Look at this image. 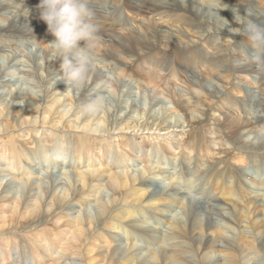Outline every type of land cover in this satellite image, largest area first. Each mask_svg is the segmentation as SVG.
I'll list each match as a JSON object with an SVG mask.
<instances>
[{
    "label": "bare ground",
    "instance_id": "obj_1",
    "mask_svg": "<svg viewBox=\"0 0 264 264\" xmlns=\"http://www.w3.org/2000/svg\"><path fill=\"white\" fill-rule=\"evenodd\" d=\"M9 1L25 9L19 20L40 17V0ZM163 1L88 4L95 22L109 23L116 33L99 29L92 46L97 63L79 97L64 82L54 83L61 61L47 45L54 40L47 28L18 26V16L0 6V53L6 73L17 76L0 77V89L8 90L0 94V189L7 184L0 194V264H264V113L239 99L251 96L252 106L259 94L236 83L251 78L232 55L245 54L244 24L264 25V13L251 18V0H175L172 9ZM117 5L134 13L140 7L145 20L152 15L161 25L191 31L201 46L182 31L156 30L145 20L135 32L113 12ZM216 10L223 19H204ZM228 18L243 24L238 40L234 29L222 28ZM31 47L43 57L26 56ZM103 48L131 63L100 55ZM170 54L187 73L172 66ZM177 83L186 89L175 92ZM131 85L145 106L132 104L138 93ZM107 91L118 98L115 117ZM251 133L258 138L249 145ZM202 169L210 173L199 174ZM46 176L57 179L52 188L45 187ZM159 184L163 191L153 192ZM190 194L209 201L218 219L204 222L189 208Z\"/></svg>",
    "mask_w": 264,
    "mask_h": 264
},
{
    "label": "rangeland",
    "instance_id": "obj_2",
    "mask_svg": "<svg viewBox=\"0 0 264 264\" xmlns=\"http://www.w3.org/2000/svg\"><path fill=\"white\" fill-rule=\"evenodd\" d=\"M9 1V0H8ZM7 0H0V6H2V5H6V7H9V10H10V13H11V18H14V17H17L18 16V18H17V21L16 22H18L17 23V25L18 26H21V24H23V23H25L26 25H31V24H33V23H37L36 25H38L40 28L42 27L44 30H45V28H47V25L40 19V17L39 16H30L29 17V19H28V23L27 22H24V21H22V20H19V17L21 16V14L23 15V13H25V12H23V11H25V9L23 8V6L22 5H20V2H16V0H15V2L16 3H13V2H8ZM91 1L92 0H88V4H90L91 3ZM171 1V2H170ZM174 1L175 0H164L163 2H166V3H168V8L169 9H172V8H174V7H176V6H173L172 7V5L174 4ZM232 1V0H231ZM252 2H253V5H252V7L255 9V10H249V15H250V17L251 18H253V19H257V18H259L260 16H259V14H263L264 13V1H261V0H251ZM180 2H182V1H180ZM183 2H187V0L185 1V0H183ZM7 3V4H6ZM233 3H237V4H239V5H244L245 3H243V0H233ZM185 4V7H183V8H188V4L189 3H187V6H186V3H184ZM251 4V3H250ZM184 6V5H183ZM251 6V5H250ZM249 5H248V7L247 8H249L250 7ZM122 9H121V8ZM170 7H172V8H170ZM33 9H30V10H28V11H31V10H33V12H35L34 10H36L34 7H32ZM117 9V10H116ZM139 9H142V8H140V7H138V9L136 10V12L134 13V12H130V11H128V9H126V7L125 6H121V5H117L116 7H115V9L113 10V12L114 11H119V13L120 14H123V16L124 17H126V19L127 20H129L128 21V23L130 24V26L131 27H133V29L135 30V32H138L139 31V29L138 28H136L137 27V24L138 23H141L142 21H144L145 19H143L144 18V15H142V14H140L139 12H138V10ZM169 9H166V10H169ZM177 9V8H176ZM202 10H203V8H201ZM95 10V9H94ZM202 10H200L199 11V15L201 16L202 14H203V11ZM162 11V10H161ZM194 10H192V12H193ZM3 12H6V11H3ZM8 12V11H7ZM99 12V11H98ZM113 12H111V13H113ZM115 13V12H114ZM157 13V9H155V12H154V14H156ZM6 14H9V13H6ZM20 15V16H19ZM205 15V16H204ZM204 15H203V17H205L204 19L205 20H210L211 22L212 21H215L216 19V14H215V12H210L209 14H205L204 13ZM221 17H222V15L224 16V14H222L221 15V13L219 14ZM151 16V17H150ZM144 22H146L148 25H150V27H152V28H154V29H160V27L162 26V27H164V29H168L170 32H179V31H182L181 29L180 30H177V27H174L173 28V26H170V25H165V24H162L161 25V21L160 20H158V18H155L154 19V17L152 16V15H150ZM215 17V18H214ZM237 17H238V15H237ZM240 17H241V15H240ZM21 18V17H20ZM110 18H112V16L110 17ZM21 21V22H20ZM30 21V22H29ZM33 21V22H32ZM258 21H260V20H258ZM23 22V23H22ZM225 22V21H224ZM256 23H258V22H256ZM101 23H99L98 24V27H99V29L100 30H104V31H107V32H110V33H116V27H114V26H112V25H110L109 23H107L106 25H103V24H101ZM258 24H260V22L258 23ZM1 25H4V24H1ZM140 25V24H139ZM227 26V27H226ZM243 26V24H238V22H236V20L234 19V18H228V21H227V25H225V26H223L222 28L224 29H229V27L233 30H235V31H233V32H235V33H237V37H236V39L238 40L239 39V36H238V34H240V32H241V27ZM244 26H246V24H244ZM180 28H181V26H180ZM186 30V29H185ZM230 30V29H229ZM238 30V31H237ZM188 31V30H187ZM45 32V31H44ZM182 32H184V34L187 36V37H189L192 41H194V44L195 45H198L199 47L201 46V42L199 41V37L197 38V35H194V33L192 34V32L191 31H189V32H186V31H182ZM141 34H143V33H141ZM38 36H39V34H38ZM217 36H221L223 39H226L225 38V35H221V34H218V32H217ZM44 38H48L47 37V35H44L43 36ZM198 39V40H197ZM197 41H199L198 43H197ZM125 43V42H124ZM200 43V44H199ZM219 45H221L222 44V42L221 41H218L217 42ZM121 44H123V42L121 43ZM243 47H244V51L246 52V50H248V44H246V45H243ZM231 48H232V46L230 47V50H231ZM38 49H39V47H31L29 50V52H28V54H27V52H26V56H28V57H30L33 61L34 60H36V59H38V58H42L43 57V54H42V52H40V53H38L37 51H38ZM165 50H168V49H165ZM206 50H208L207 52L208 53H212V51H209V49H206ZM170 52H173V51H170ZM19 54H21V53H19ZM36 54H38V55H36ZM115 54V55H114ZM40 55V56H39ZM100 55H102V56H104V57H107V58H109V59H114V60H116V62H119V63H122V64H128L129 65V63H131L130 61H129V59H127V58H125L122 54L120 55H118V54H116V52H114V51H111L110 49H108V48H103L102 49V51H101V53H100ZM232 55L235 57V62H236V65H238V66H240V67H242L243 69H245V70H247L246 72H247V74H248V76L251 78L250 80L249 79H241V80H237L236 81V83L240 86V87H242L244 90H246L247 92H250L251 94L253 93V92H256V93H258L259 94V96L257 97V96H254V99L256 100V98H257V100L256 101H254L253 103H252V106H253V104H255V106H254V110L256 109V110H258L260 113H264L263 111H262V104H260V101H261V103L263 102V105H264V88H262V89H260V86L257 84H255L256 82H258V80H261V82H263L264 81V70H261V69H259L258 67H257V65H253L246 57H245V54H240L239 52H232ZM19 56V58L20 59H23L24 57H22L23 55H18ZM37 58H36V57ZM170 56H172L171 54L169 55V57H168V59H170ZM17 57V56H16ZM216 57V56H215ZM34 58V59H33ZM25 59L27 60V58L25 57ZM173 59H175V57L173 58ZM177 64H178V60L177 61H175ZM6 63H7V59L6 58H3L2 56H1V53H0V65H1V67H3V68H1V76L0 77H2V79L1 80H5V81H7V80H14V81H16V74H9V73H6V69H8L7 68V66L8 65H6ZM253 66H255V67H253ZM6 66V67H5ZM178 66H180V64L178 65ZM182 67V66H181ZM257 67V68H256ZM5 68V69H4ZM52 70H54V67L52 68ZM107 69H103V73L106 75V76H109V77H112L113 78V80H116V83H118L117 84V86H122V84H125V87L126 88H128V85H127V83H126V80L124 81V80H120V81H118L111 73H109L108 71H106ZM183 70V69H182ZM5 72V73H4ZM61 72V71H60ZM178 72H179V70H178ZM179 73H181V74H185V73H187L186 72V69H184V71H181V72H179ZM61 74V73H60ZM167 74H170L169 72L168 73H166L164 76H167ZM14 77H13V76ZM18 75V74H17ZM19 76V75H18ZM188 76H190L191 78L193 77V75H188ZM13 78V79H12ZM56 78L57 77H55V80H54V83H55V81H56ZM260 82V81H259ZM258 82V83H259ZM53 83V84H54ZM58 83H61V82H57L56 84H58ZM53 84H51V86H50V88H52V86H53ZM105 83L104 82H102V83H98L97 85H94L95 86V88H99L100 89V87L102 88V87H104L103 85H104ZM4 85H8V82H6V84H4ZM83 86H85V83H84V85ZM93 86V87H94ZM133 86V87H132ZM130 87H132L133 88V90L132 91H135V94H137V95H135V96H133L132 97V99H131V102H132V104L133 105H135V106H137V107H141V106H145L146 104H145V102L143 101V96H141L140 95V91L139 90H137L136 88H135V86L134 85H131ZM103 89H105V88H103ZM183 89H186V86L185 85H183V84H181V83H177V87H175V92H177V90H183ZM172 92V91H171ZM8 93V90L6 89V88H4V89H0V94H2L3 96L4 95H6ZM80 91H76L75 92V96L76 97H79V95H80ZM142 94V93H141ZM108 95V103H107V105H109L108 106V108L109 109H111V111L112 112H114L113 113V116L115 117V113L117 112V105H118V98H116V95L115 94H113L112 92H106V96ZM115 95V96H114ZM125 94H123V96H124ZM122 95H120V100H123V97ZM118 97V96H117ZM251 97V96H250ZM250 97H249V100H250ZM126 98V97H125ZM240 98V97H239ZM130 102V103H131ZM259 102V103H258ZM12 103V102H11ZM10 103V104H11ZM164 104H165V106H170V104L169 103H167V101H164ZM248 104L249 105H251V102L250 103H245V106H248ZM127 108V107H126ZM125 108V109H126ZM128 111H129V109H127L124 113H123V115H126L127 113H128ZM156 111H162V108H160V107H156ZM262 111V112H261ZM251 116V115H250ZM186 132H188V131H186ZM246 134V133H245ZM249 136V138H247V137H245V140L247 141V143L250 145V144H253V143H255V142H257L256 141V138H258V137H256V134L255 133H251V134H249L248 135ZM247 138V139H246ZM213 140V139H212ZM246 143V147H247V144ZM249 152V154L251 153L250 151H248ZM210 163L212 162V161H209ZM235 164H233V166H234ZM240 166L238 165V164H236L235 165V168H239ZM248 168H251V165L249 164V167H247V169ZM251 171H253V169L251 168L250 169ZM239 173H240V175H241V172L242 171H239V170H237ZM247 171V170H246ZM50 172H53V171H50ZM57 172H58V170H57ZM57 172H54V174H56V175H59V174H61V173H57ZM202 171H199V174H202L201 173ZM48 175H49V173H47ZM239 175V174H238ZM47 178H46V181H47V183L49 182V184H47V183H45L44 182V185H45V187H51L52 188V186H53V184L55 183V180H57V179H50V178H48L49 176H46ZM249 178H250V176H248L247 177V180H249ZM251 180H253V178L251 179ZM158 183V182H157ZM52 185V186H51ZM55 186V185H54ZM6 188H7V184L6 183H4L3 184V188H1L0 189V194L2 193L3 194V191H5L6 190ZM157 188V189H156ZM159 189H164V187H163V184H159V185H156V187L155 188H153V192H156V193H158V191L159 192H162L163 190H159ZM179 192H181V191H179ZM181 194V193H180ZM180 194H178V195H180ZM191 195V197L192 198H190V199H188L187 200V202H188V205H189V208L191 209V210H194V211H196L197 212V214L201 217V219L204 221V222H215L216 221V219H218V216H220L218 213L219 212H217L218 210H215L214 208H213V205H209L208 203H209V201H207L204 197H200L199 195H197V194H190ZM186 196V195H185ZM193 197H196L197 199H195V198H193ZM208 202V203H207ZM217 202V201H216ZM210 203H211V201H210ZM211 204H213V203H211ZM217 204V203H216ZM223 203L221 202V205H222ZM209 206V207H208ZM213 211V212H212ZM213 213V214H212ZM211 216V217H210ZM210 218V219H209ZM18 254V256L20 257L21 255L19 254V253H17ZM17 264V263H16Z\"/></svg>",
    "mask_w": 264,
    "mask_h": 264
},
{
    "label": "clouds",
    "instance_id": "obj_3",
    "mask_svg": "<svg viewBox=\"0 0 264 264\" xmlns=\"http://www.w3.org/2000/svg\"><path fill=\"white\" fill-rule=\"evenodd\" d=\"M217 2L222 4L221 0ZM212 7L215 9V5ZM226 8L225 5L219 10ZM38 10L40 19L54 37L47 45L53 57L61 61V74L55 84L64 82L68 86L67 91H79L97 63L92 46L99 39V27L88 0H40ZM219 10L215 11L216 15H219ZM244 31L248 44L245 57L264 70V25L249 20Z\"/></svg>",
    "mask_w": 264,
    "mask_h": 264
}]
</instances>
